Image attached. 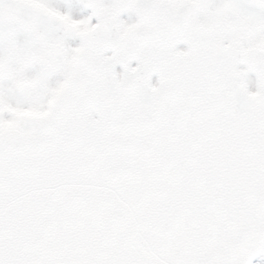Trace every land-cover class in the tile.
Masks as SVG:
<instances>
[{
    "label": "snow or ice",
    "instance_id": "obj_1",
    "mask_svg": "<svg viewBox=\"0 0 264 264\" xmlns=\"http://www.w3.org/2000/svg\"><path fill=\"white\" fill-rule=\"evenodd\" d=\"M262 254L264 0H0V264Z\"/></svg>",
    "mask_w": 264,
    "mask_h": 264
},
{
    "label": "flooded vegetation",
    "instance_id": "obj_2",
    "mask_svg": "<svg viewBox=\"0 0 264 264\" xmlns=\"http://www.w3.org/2000/svg\"><path fill=\"white\" fill-rule=\"evenodd\" d=\"M90 13V9L89 10H84V12H83V15H87V14H89ZM125 18H126V15H125ZM179 48H181V49H184V48H186L187 46L185 45V44H180L179 46H178ZM111 53H109V55H110ZM123 71V69L122 68H117V72H122ZM158 81V77L157 76H155L154 78H153V82H154V84L156 83ZM254 264H264V254L254 263Z\"/></svg>",
    "mask_w": 264,
    "mask_h": 264
},
{
    "label": "water",
    "instance_id": "obj_3",
    "mask_svg": "<svg viewBox=\"0 0 264 264\" xmlns=\"http://www.w3.org/2000/svg\"><path fill=\"white\" fill-rule=\"evenodd\" d=\"M255 258H256V257H254L253 260H254ZM253 260H252V262H253ZM252 262H251V263H252Z\"/></svg>",
    "mask_w": 264,
    "mask_h": 264
}]
</instances>
